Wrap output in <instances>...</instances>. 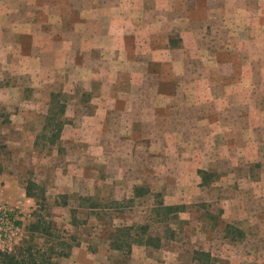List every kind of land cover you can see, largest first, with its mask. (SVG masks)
<instances>
[{
    "label": "rangeland",
    "instance_id": "374dc122",
    "mask_svg": "<svg viewBox=\"0 0 264 264\" xmlns=\"http://www.w3.org/2000/svg\"><path fill=\"white\" fill-rule=\"evenodd\" d=\"M0 206L53 264H264V0H0Z\"/></svg>",
    "mask_w": 264,
    "mask_h": 264
},
{
    "label": "trees",
    "instance_id": "16d2710c",
    "mask_svg": "<svg viewBox=\"0 0 264 264\" xmlns=\"http://www.w3.org/2000/svg\"><path fill=\"white\" fill-rule=\"evenodd\" d=\"M147 187L142 186L140 188L135 189V194L138 197H141L147 193H149V190ZM160 198V199H159ZM155 199H158L157 205L154 208V212L159 215V221L160 222H165L166 218L172 214H174L179 208L176 206H168L164 204V201L161 198V195L156 194ZM144 226H140L139 230L144 231ZM121 230V229H120ZM124 230L128 233L131 232L132 228H124ZM123 231V230H121ZM129 231V232H128ZM173 237V236H172ZM138 244L146 246V247H153V248H158L161 242L160 237H154V236H142L140 237ZM118 240V239H117ZM113 242V247L116 250L121 251L123 243H125L126 251H129L131 249V246L134 244V241L132 243L126 242V241H121V242ZM71 246H69L70 248ZM196 260L200 264H211V255L208 253L204 252H196ZM65 256V254H62ZM40 258H37L33 253H32V247L26 248L25 250H20L19 252H0V264H53L48 257H45L44 254L39 255Z\"/></svg>",
    "mask_w": 264,
    "mask_h": 264
},
{
    "label": "built area",
    "instance_id": "2783aa9c",
    "mask_svg": "<svg viewBox=\"0 0 264 264\" xmlns=\"http://www.w3.org/2000/svg\"><path fill=\"white\" fill-rule=\"evenodd\" d=\"M14 213L13 209L0 206V243L11 240L18 231Z\"/></svg>",
    "mask_w": 264,
    "mask_h": 264
},
{
    "label": "crops",
    "instance_id": "0c3cea01",
    "mask_svg": "<svg viewBox=\"0 0 264 264\" xmlns=\"http://www.w3.org/2000/svg\"><path fill=\"white\" fill-rule=\"evenodd\" d=\"M9 8L10 7H7L5 9L7 14H9V11H10ZM61 13H62V11H59L58 16L56 15L58 17V27H59L60 24H64V21L61 19V17H63V15H61ZM47 17H48V21L47 22H48V24L51 25L52 24L51 15L50 16L47 15ZM6 25L8 27L7 30L15 29V26H14L15 24L12 25V24H9V22H6ZM45 25L47 26V24H45ZM16 26H18V29L17 30L15 29V31L24 32V33H26V32H29V33H49V32H52V30H53L52 27H50V29L47 28V27L44 28L43 26H41V24H39V21L36 22L35 19H32L31 21H26V22H22V23L16 24ZM30 29L32 31H30ZM134 193H135V191H134Z\"/></svg>",
    "mask_w": 264,
    "mask_h": 264
}]
</instances>
